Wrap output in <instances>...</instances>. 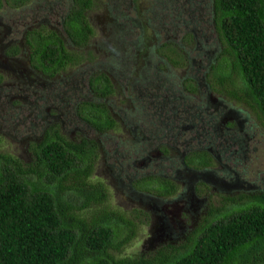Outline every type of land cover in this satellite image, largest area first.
I'll use <instances>...</instances> for the list:
<instances>
[{
	"label": "rangeland",
	"instance_id": "1",
	"mask_svg": "<svg viewBox=\"0 0 264 264\" xmlns=\"http://www.w3.org/2000/svg\"><path fill=\"white\" fill-rule=\"evenodd\" d=\"M70 6L71 0L0 5V151L16 157V167L38 169L34 148L45 135L93 140L87 178L105 185L102 201L79 206L83 195L72 186L73 172L64 179L35 171L21 176L30 186L40 181L56 188L62 181L63 199L87 221L110 210L111 240L129 234L118 247L109 246L113 257L157 264L158 252L174 250L200 222L264 187V119L210 82L212 63L220 60L225 68L224 59H216L224 44L214 26L212 0H93L85 11L93 31L80 45L61 23ZM51 28L81 54L54 73L33 65L26 41L30 30ZM100 71L113 85L106 94L89 84ZM90 103L104 104L115 125L96 129L87 119ZM184 147L210 149L204 167L215 179L200 188L197 213L184 203L199 178L179 163ZM4 165L14 163L0 155ZM149 173L173 180L174 190L161 194L144 186L138 179Z\"/></svg>",
	"mask_w": 264,
	"mask_h": 264
},
{
	"label": "trees",
	"instance_id": "2",
	"mask_svg": "<svg viewBox=\"0 0 264 264\" xmlns=\"http://www.w3.org/2000/svg\"><path fill=\"white\" fill-rule=\"evenodd\" d=\"M92 1L71 0V6L62 15L63 29L75 45L83 44L93 31L85 14ZM212 18L224 44V54L216 59L222 57L225 68H220V60L216 61L218 64L212 63L208 72L210 82L213 81L216 89L245 102L264 119V0H212ZM26 41L33 65L48 73L81 58L79 52L67 48L52 28L30 30ZM17 48L10 47L13 53ZM89 84L100 94L113 88L102 71L93 74ZM194 87L190 83V88ZM87 110V119L96 129L115 125L104 104L90 103ZM94 150L95 142L91 139L82 137L74 141L59 133L47 134L34 148L38 169L32 165L16 167L18 159L0 151L15 166L0 167V264L152 263L147 260L128 263L126 257H113L109 246L118 247L129 234L115 242L111 240L110 210L95 213L87 221L63 199L62 181L56 188L40 181L30 186L21 176L25 171H35L37 176L47 173L64 179L68 172H73L72 186L83 195L79 206L102 201L106 197L105 185L87 178ZM195 154L196 165L209 163L204 149L194 151L187 159L192 161L190 157ZM79 160L84 164L79 166ZM138 180L144 186L149 183L147 187L161 194L175 188L173 180L156 173ZM193 231L187 242L174 250L158 252V258L154 259L157 264H264V187L252 190L246 199L220 216L200 222Z\"/></svg>",
	"mask_w": 264,
	"mask_h": 264
},
{
	"label": "flooded vegetation",
	"instance_id": "3",
	"mask_svg": "<svg viewBox=\"0 0 264 264\" xmlns=\"http://www.w3.org/2000/svg\"><path fill=\"white\" fill-rule=\"evenodd\" d=\"M29 55H30V53H29ZM181 127H184V124L181 125ZM185 143H186V141H185ZM202 149H204L205 151H207V154H208V150H210L209 147H207V148L200 147V148H192V149H190L189 147H184V149L182 150V152L179 154L180 155L179 163L181 164L182 168L184 170H189V171H192L194 173L195 172L198 173V174H196V175H198L197 178L199 177L198 180H196L195 183H192L190 185L189 196H188L187 199L185 198V200H184L185 201L184 202L185 204H187V205L190 204L189 206H191L195 210V213H197V211H196L197 205H194V201H197V199L199 198L200 192H202V191H200L201 190L200 188H202L203 185H205V187H208V184H207L208 183V179L213 180V181L215 179L214 176H212V175L210 176L207 173L208 172V169H205L206 167H204L205 165H208V163L205 164V165H196V164L195 165L194 164L192 165L190 163V161L187 159V156L189 158V155H191V153H193L194 151H196V152L197 151H200ZM194 158L197 159V155L196 154L194 155ZM197 167H200V168H197ZM221 183H224V182L221 181ZM158 237L160 238V236H158Z\"/></svg>",
	"mask_w": 264,
	"mask_h": 264
}]
</instances>
